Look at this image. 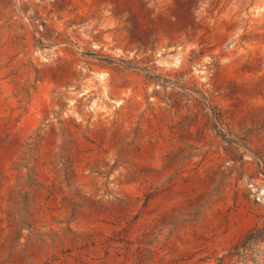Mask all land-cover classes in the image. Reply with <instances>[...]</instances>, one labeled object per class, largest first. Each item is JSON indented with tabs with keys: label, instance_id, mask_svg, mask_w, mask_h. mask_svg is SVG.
Listing matches in <instances>:
<instances>
[{
	"label": "rangeland",
	"instance_id": "1",
	"mask_svg": "<svg viewBox=\"0 0 264 264\" xmlns=\"http://www.w3.org/2000/svg\"><path fill=\"white\" fill-rule=\"evenodd\" d=\"M0 264H264V0H0Z\"/></svg>",
	"mask_w": 264,
	"mask_h": 264
}]
</instances>
